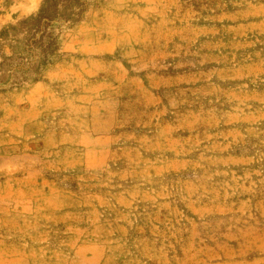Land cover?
I'll use <instances>...</instances> for the list:
<instances>
[{
  "label": "rangeland",
  "instance_id": "1",
  "mask_svg": "<svg viewBox=\"0 0 264 264\" xmlns=\"http://www.w3.org/2000/svg\"><path fill=\"white\" fill-rule=\"evenodd\" d=\"M0 0V264H264V0Z\"/></svg>",
  "mask_w": 264,
  "mask_h": 264
},
{
  "label": "trees",
  "instance_id": "2",
  "mask_svg": "<svg viewBox=\"0 0 264 264\" xmlns=\"http://www.w3.org/2000/svg\"><path fill=\"white\" fill-rule=\"evenodd\" d=\"M85 12L82 0H42L36 15L22 24L23 39L25 41L22 50H30L38 46L46 57L57 49L56 38L51 29L54 22H77ZM8 32H0V40L8 38Z\"/></svg>",
  "mask_w": 264,
  "mask_h": 264
}]
</instances>
